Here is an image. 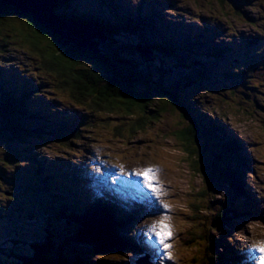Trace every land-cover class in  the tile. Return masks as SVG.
<instances>
[{
    "label": "rangeland",
    "instance_id": "374dc122",
    "mask_svg": "<svg viewBox=\"0 0 264 264\" xmlns=\"http://www.w3.org/2000/svg\"><path fill=\"white\" fill-rule=\"evenodd\" d=\"M76 1L83 12L99 18L107 17L108 10L115 18L123 14L129 17L136 13L140 15L139 7H142L141 12L146 20H149L151 12L153 16L156 15L152 33L146 29L139 33L140 36L149 41H170L175 47V53L177 55L181 53L179 56L181 62L190 67L195 62L197 67L185 71L184 66L181 65L182 70L178 71L170 69L169 66L172 67V64L164 59H151V55V60L147 61L143 53L137 50L129 54L126 45L129 43L137 48V37L122 35L121 51L135 58L150 73L162 67L166 72L165 88L182 96L183 100L180 101L182 106L190 109L194 107L193 111L197 113L192 115L196 118L202 117L205 121L207 118L205 119L204 116L217 119V128L214 129L217 135L226 132L227 139L230 140L233 138L232 134H237L242 141V151L245 150L249 155L250 169L247 181L251 178L253 182L252 167L255 173L259 171L261 179L264 180V173L259 170L261 162H264V0ZM107 1L113 3V9L112 3ZM115 9L117 12H114ZM6 21L3 22L0 32V84L10 83L9 86L7 85L10 91L13 89L10 85L16 84V89L21 93L23 88L20 83L35 88V97L26 102V106L33 111L36 109L51 111L55 102L60 104L62 100L68 101V98L52 84L58 85V78L41 67L40 59L35 54L36 50L25 40L27 31L24 20L14 18L9 19L10 22ZM192 41L197 48L193 46L190 49L189 42ZM216 51L224 57L220 55L213 57L211 52ZM200 67L204 77L196 79L195 75L199 74ZM190 72L194 73V76L192 74L188 76ZM218 73H222V78L218 77ZM39 81L43 87H36ZM59 86L61 88V83ZM155 99H157V105L154 103L155 110L163 109L162 111L166 113L157 115L154 110H150L144 115L138 114L136 120L143 118L148 125L134 136L126 130L122 131L123 136H119L114 129L115 117L97 113L94 144L96 150L112 159L123 158L130 164H138L149 162L152 157L151 164L161 165V177L166 183L169 194L167 200L172 204L171 219L177 231L176 239H171L173 245L174 242L177 245L175 264H208L211 257L217 255L215 251L217 244L211 242L212 240L225 238L227 232L236 230L232 242L237 244L239 234L243 231L241 228L243 223L235 220L228 222L229 227L219 232H212L210 227L214 221H217V209L221 205H229L233 200L234 203L239 204L241 198H238L229 186L220 182L218 172L214 170V164L220 168L226 161V158L222 161L217 160L216 155H220L216 151L217 145L201 134H198L199 137L186 135L189 138L190 149L187 150V142L178 139L177 136L181 130L184 132L189 126L188 120L182 115L181 105L173 104L164 97ZM3 123L0 120V184L2 186L0 188V258L4 264H20L19 258L17 260L14 255L25 256V252L31 250L32 244L38 240L43 242L42 237L47 229L59 227V223L56 222H48L50 225H45L44 221L47 219L42 217L50 211L45 212L43 201L53 197L55 205L58 204L56 194L49 192L50 190L53 192V188L45 186L38 188L37 194L32 193L36 191L33 184L38 177L33 168L34 165H39L37 159L40 158V154L50 157L61 147L56 141H50L48 138L45 141L39 138H25L23 134L16 137L7 129L8 127L4 128L6 126ZM123 123L126 127L129 126L125 121ZM40 124L25 122L20 129L24 132ZM47 131L50 132L46 133H59L56 128ZM98 134H102L103 139L98 137ZM141 136L147 147L137 146L136 142ZM37 146H42L45 150L41 147L36 148ZM240 150H236V155L242 152ZM43 151L45 152L42 153ZM236 155L232 154L231 157L236 159ZM234 168L240 167L236 163ZM138 174L143 175L141 172ZM252 186L253 191L255 185ZM57 188L63 190L65 187L61 183ZM8 191L20 192L9 196L11 193ZM32 197H35L34 202L31 201ZM66 199L67 203L75 205L70 196H66ZM23 204L29 205L23 207ZM238 211L242 210L239 208ZM8 217L15 219L14 222L16 219L19 220L17 229L8 228ZM102 226L101 222H97L93 226V231H100L99 228ZM104 226L105 229L110 230L106 223ZM8 229L12 230L11 235H4L2 232L7 234ZM195 232L205 233L204 238H211V241L205 243L204 239L189 235ZM68 234L74 235L73 232ZM55 235L58 233L56 232ZM59 236L61 237L60 234ZM66 236L69 237L67 233ZM129 238L127 235L124 239L122 244L124 247L130 242ZM192 238L193 242L189 241ZM13 241L16 243L13 244ZM79 242L83 244H71L74 254L81 256L90 254L92 247L90 242L85 240ZM141 242L146 243L149 257L157 262L161 254L158 255L152 242L145 235H142ZM209 243L211 246L208 247ZM69 246L70 243L65 244L64 248L67 249ZM38 249L44 251L47 248ZM114 255L105 256L114 257ZM129 263L130 259L115 260V264ZM214 264H217L216 259Z\"/></svg>",
    "mask_w": 264,
    "mask_h": 264
},
{
    "label": "trees",
    "instance_id": "16d2710c",
    "mask_svg": "<svg viewBox=\"0 0 264 264\" xmlns=\"http://www.w3.org/2000/svg\"><path fill=\"white\" fill-rule=\"evenodd\" d=\"M76 2V0H58L54 8V13L64 20L92 26L94 29L103 33L106 41L101 45V52L99 54L95 55L78 51L71 43L60 39L59 36L39 26L30 16L12 7H4L1 4L0 32L1 26L5 20H7L6 22H10L9 19H18L17 14L20 13L26 16V20L23 21L25 31H27L25 40L36 50L35 54L38 55L40 59L41 67L46 72L58 78L54 76L57 79L58 85L61 83V88L68 92L75 104L88 107L90 110L96 109L107 113H120L124 114L122 115L124 117L131 118L133 123L129 126L128 132L132 134H135L138 132L137 130L143 129L148 125L143 118L136 120L138 114L144 115L149 113L150 110H154L157 115H160L158 113H166L162 111L163 109L161 111L155 110L156 106L154 103L157 105V99L155 98L164 97L173 104H180L182 115L188 120L189 126L184 132L182 130L179 132L177 135L178 139L187 142L186 148L189 149V138H187L186 135L196 137L200 134L199 131H201L203 135L205 134L204 137H206L207 140L217 145L216 151L220 154L216 155L217 160L222 161L226 158V161L221 164L220 168L214 164V170L218 172L223 184L230 185L236 190H239V194L243 190L242 175L245 170L249 168V160L245 153L243 154L246 156L248 168L242 166V157L236 155L233 144L234 141L227 139L226 132H222L220 135L215 133L214 129L217 128V122H215L214 119L208 116H204L205 119L207 118V121L202 117L196 118L192 115V113H197L193 111L194 107L190 109L182 106L180 102L183 100L182 96L175 91L165 88L167 83L165 82L166 72L162 67H158L154 73H150L148 69L143 68L135 58L129 55L136 50H144L151 53V59L157 58L169 61L170 64H172V67L169 66L170 69L181 71V67L184 66L185 71H191L197 67L195 62L191 64L192 67L181 62V59H179L181 53H178V55L175 53V47L172 46L170 41H149L140 36L139 33L146 29L148 32H151L152 27H154L153 23L156 21V15L153 16L151 12L149 14V20H146L143 18V13L141 12L142 7H139L140 15L136 13V15H131L129 17L123 14L115 18L113 17V13H110L108 10L107 17L104 16L103 18H99L83 12ZM107 3L112 2L107 1ZM111 8L113 9V3ZM114 12H117V10L115 9ZM122 35L131 36L133 38L137 37V48L135 45L129 43L126 45L129 54L121 51L120 39H122ZM95 41L98 42V40ZM193 46L196 45L193 42H189L190 49L193 48ZM190 74L194 76L192 72H190L188 76H190ZM203 75L204 73L200 67L199 74L195 75V78L201 79L204 77ZM218 77L222 78V73H218ZM9 84H0V120L4 122L3 125L6 126L4 128L8 127L7 129L16 137L20 134H23L25 138L40 134V131H29L26 129V131L23 132V130L20 129L22 125H25V122L35 123L38 121L36 120L38 118L37 114L26 106L28 97H35L36 89L20 83L23 88L22 93L16 89V84L10 85L13 88L10 91L7 89ZM75 127L76 128L71 130L74 132L71 136L77 139L81 136L85 128L79 124L75 125ZM122 131V128H118L117 132L119 136H123ZM71 141L72 139H67L68 145H70ZM232 154L236 155V159L231 157ZM236 163L239 165V169L234 168ZM48 174L49 175H43L42 180L37 177L38 182L43 184L44 182L51 181L52 174ZM48 206H50V211L46 216L45 214L42 216L47 219L45 225H50L48 222H56L62 226L65 225V223H77L82 225L89 219L96 220L101 218H107L111 226L114 223L113 217L108 215L105 209L102 213L84 218H78L77 216L78 219H75L68 213H65L64 215L66 216H63L61 209L51 207L53 205L49 204ZM53 208L55 209L53 210ZM227 218L228 213H226V208H222L218 213V220L215 222V226L219 227V224L225 223ZM11 227L12 226H9L8 228ZM12 229L14 230V227H12ZM69 230L61 227H55L51 230L47 229L42 237L43 243L41 242L42 240H38L32 244L31 250L25 252V256L14 255V257L17 260L19 258L18 262H20V264H69V261L62 256L63 248L60 246L63 240H66L63 232H69ZM7 232V234L4 232L2 233L4 235H11L10 232H12V230L8 229ZM56 232L58 235H55ZM75 232L74 236H76V240L79 239L91 242L95 247L94 251L97 253L99 252L105 255L122 254L123 239L117 235V229H112V233L110 232V235L106 237L82 236L81 233L79 234L78 229H76ZM189 235L195 236V233H190ZM189 241L193 242V238ZM14 243L16 242L13 241V244ZM185 244L186 240L184 241V245ZM57 246L59 247L56 250L55 248ZM39 247L47 249H42L44 251H40L38 249ZM35 252H37V255H35ZM215 259L217 258L215 257ZM0 264H4L1 258ZM209 264L211 263L209 262Z\"/></svg>",
    "mask_w": 264,
    "mask_h": 264
},
{
    "label": "water",
    "instance_id": "95a60500",
    "mask_svg": "<svg viewBox=\"0 0 264 264\" xmlns=\"http://www.w3.org/2000/svg\"><path fill=\"white\" fill-rule=\"evenodd\" d=\"M58 0H0L4 7H12L30 16L39 26L60 39L71 43L78 51L89 54H99L101 45L106 41L105 36L92 26L64 20L54 13ZM18 19L26 20V16L17 14ZM95 40H98L95 41ZM147 61L151 53L140 50ZM89 233V232H87ZM96 235V234H95ZM97 235H101L98 233Z\"/></svg>",
    "mask_w": 264,
    "mask_h": 264
},
{
    "label": "bare ground",
    "instance_id": "6f19581e",
    "mask_svg": "<svg viewBox=\"0 0 264 264\" xmlns=\"http://www.w3.org/2000/svg\"><path fill=\"white\" fill-rule=\"evenodd\" d=\"M193 42V41H192ZM196 48H197V46H196ZM211 54H213V57H219V55L220 54H217V51H216V53H214V52H211ZM220 57H223L222 55H220ZM47 125V124H46ZM58 127V126H57ZM243 147V146H242ZM243 152L245 153V155L247 156V157H249V155H247V153L245 152V150H243ZM249 165V164H248ZM247 171H249V168H248V170ZM247 181V180H246ZM248 182V181H247ZM111 183H113V181L111 182ZM114 185H117V184H114ZM244 185V184H243ZM108 187H109V190L111 191V192H116V193H118V195H120V196H122V197H124L125 195H126V192L124 191V189H123V187L124 186H118V187H114V186H112V184H108ZM253 188V187H252ZM249 190H251V191H249V193H251V194H255V196H257L258 198H259V200H260V207L257 205V204H254L252 207H250L251 209L250 210H252L255 214H258V215H260L261 213H262V210H263V207H264V205H263V201H262V196L260 195V192H258V190L256 189V187L254 186V190L252 191V189H249ZM107 192V190L105 189V193ZM244 193H245V190L243 191ZM104 193V192H103ZM104 193V194H105ZM108 193H110V192H108ZM106 195H107V193H106ZM110 199H112V200H119V198L116 196V194L115 193H113V194H111L110 193V196L109 195H107ZM136 196V195H135ZM251 198V197H250ZM134 199V196H131L130 197V199L128 200V202L130 203L132 200ZM249 201H251V199L249 200ZM123 206H126L124 203L122 204ZM103 206H104V208H108V206L106 205V203H104L103 202ZM128 206V205H127ZM127 206H126V209H128L127 208ZM125 209V210H126ZM104 210V209H103ZM234 213L236 214V215H241L242 213H243V211H238V212H236V211H234ZM133 216H135V215H132L131 217H133ZM105 220V219H104ZM142 235H144V234H138V233H131V234H129L128 236L129 237H132V238H140V241L142 240ZM122 239H123V241H124V239H126L127 238V232H126V230H125V232H124V234H122V236H120ZM148 239H149V237H147ZM150 240V239H149ZM151 241V240H150ZM153 244V243H152ZM154 245V244H153ZM155 247V246H154ZM156 248V247H155ZM128 249V243L126 244V247H124V246H122V250H127ZM156 251H157V253H158V255L160 254V251L158 252V250H157V248H156ZM153 252H154V250H153ZM161 256V255H160ZM216 257V256H215ZM159 261V257L157 258V262ZM216 263H217V259H216Z\"/></svg>",
    "mask_w": 264,
    "mask_h": 264
},
{
    "label": "snow or ice",
    "instance_id": "6c2138e0",
    "mask_svg": "<svg viewBox=\"0 0 264 264\" xmlns=\"http://www.w3.org/2000/svg\"><path fill=\"white\" fill-rule=\"evenodd\" d=\"M152 169H147L143 172V179L148 182V186L151 188L153 192L157 191L155 187H153V179H152ZM167 208V205H165ZM169 217L165 216L163 220L159 222V224H153L149 231L154 234V236L158 239V242L163 245L164 249L167 250L171 247L170 244L166 243L167 240L171 239L172 231L168 223L166 222ZM152 237L150 236L149 239ZM258 251L261 253L259 260L260 264H264V245L260 246ZM169 259H171V255L169 254Z\"/></svg>",
    "mask_w": 264,
    "mask_h": 264
}]
</instances>
